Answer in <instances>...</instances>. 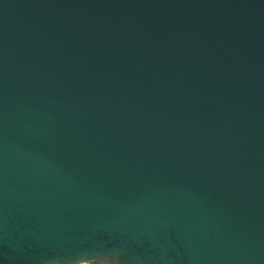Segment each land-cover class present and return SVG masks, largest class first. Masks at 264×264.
<instances>
[{"label":"water","instance_id":"1","mask_svg":"<svg viewBox=\"0 0 264 264\" xmlns=\"http://www.w3.org/2000/svg\"><path fill=\"white\" fill-rule=\"evenodd\" d=\"M264 264V0H0V264Z\"/></svg>","mask_w":264,"mask_h":264},{"label":"rangeland","instance_id":"2","mask_svg":"<svg viewBox=\"0 0 264 264\" xmlns=\"http://www.w3.org/2000/svg\"><path fill=\"white\" fill-rule=\"evenodd\" d=\"M83 264H96L94 262H87V263H83Z\"/></svg>","mask_w":264,"mask_h":264}]
</instances>
